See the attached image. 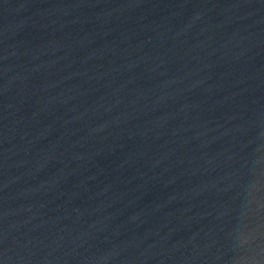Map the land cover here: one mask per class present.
<instances>
[{
    "label": "water",
    "instance_id": "1",
    "mask_svg": "<svg viewBox=\"0 0 264 264\" xmlns=\"http://www.w3.org/2000/svg\"><path fill=\"white\" fill-rule=\"evenodd\" d=\"M0 264H264V0H0Z\"/></svg>",
    "mask_w": 264,
    "mask_h": 264
}]
</instances>
